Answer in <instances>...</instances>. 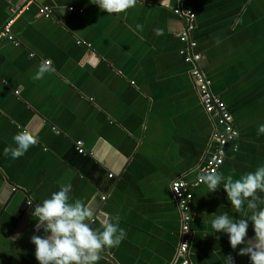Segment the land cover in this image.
I'll list each match as a JSON object with an SVG mask.
<instances>
[{
    "label": "crops",
    "instance_id": "obj_1",
    "mask_svg": "<svg viewBox=\"0 0 264 264\" xmlns=\"http://www.w3.org/2000/svg\"><path fill=\"white\" fill-rule=\"evenodd\" d=\"M17 7L26 9L12 27L16 42L0 41V264H40L32 237L51 233L32 209L67 183L68 202L80 201L93 213L89 227L102 230V221L116 216L125 232L119 245L101 250L96 264L176 261L182 223L171 184L197 180L217 129L180 55L179 7L196 15L202 70L238 129L216 173L219 185L188 190L190 262L250 264L239 254L245 245L230 248L228 234L214 233L209 219H244L249 239L250 217L264 208V191L242 198L237 209L223 187L228 178L264 168V132L258 131L264 124V0H146L122 13L103 12L89 0H0V31ZM44 7L52 16L40 15ZM44 60L54 70L34 80ZM23 129L37 143L16 159L3 155ZM78 143L85 154L77 152Z\"/></svg>",
    "mask_w": 264,
    "mask_h": 264
},
{
    "label": "clouds",
    "instance_id": "obj_2",
    "mask_svg": "<svg viewBox=\"0 0 264 264\" xmlns=\"http://www.w3.org/2000/svg\"><path fill=\"white\" fill-rule=\"evenodd\" d=\"M136 0H89L97 8L106 13H122L134 6ZM139 27V25H137ZM54 69L51 62L44 60L37 66L34 80L41 79L45 73ZM259 132H264V124L259 125ZM15 147H5L3 155H11L16 159L25 154L30 146L37 143V138L28 130L23 129L12 137ZM220 176L215 171H205L198 174L197 182H203L210 192L220 183ZM227 197L234 208L239 209L242 198L255 196L256 190L264 191V168H257L242 175L238 179L228 178L223 184ZM70 183L61 185L58 191H53L48 198L32 209V214L38 221H47L45 228L51 235L47 239L32 237L35 245L34 256L40 264H96L102 249L119 245L125 236L123 229L118 227V217L112 216L102 221V230L89 227L87 218L93 213L80 201L69 203ZM248 204L255 208L252 201ZM254 235L249 239L246 230L249 225L244 219L233 223L226 214L215 215L209 219L211 230L226 232L230 248L243 244L240 255H247L250 264H264V208L256 211L251 217Z\"/></svg>",
    "mask_w": 264,
    "mask_h": 264
},
{
    "label": "built area",
    "instance_id": "obj_3",
    "mask_svg": "<svg viewBox=\"0 0 264 264\" xmlns=\"http://www.w3.org/2000/svg\"><path fill=\"white\" fill-rule=\"evenodd\" d=\"M146 2V0H136L138 2ZM26 7L11 10V16L0 31V41L7 40L10 43H15V37L12 33V27L16 18ZM70 12L76 11L74 8L68 9ZM40 15L44 17L52 16L53 10L48 7L40 8ZM174 14L181 18L184 22V28L179 35L180 42L183 44V49L180 50V55L185 63L190 66V76L195 85L196 91L205 112L216 122L217 129L213 133L212 142L214 143V152L207 161L206 166L201 170V174L205 171L218 172L219 168L224 164L226 156V147L230 142L236 141L238 138V129L234 123L232 114L223 100L214 95L212 91V82L203 72L201 67L202 57L196 52L197 42L193 38V33L196 29V15L192 10L176 8ZM76 150L79 154H85L82 145L78 143ZM110 178L113 175H109ZM203 182L188 184L180 179L175 180L171 184L172 195L181 215V240L177 248L176 261L172 264H191L190 262V246L192 241V223L194 220V212L191 206L189 188L197 187ZM107 198L103 197L105 201Z\"/></svg>",
    "mask_w": 264,
    "mask_h": 264
}]
</instances>
